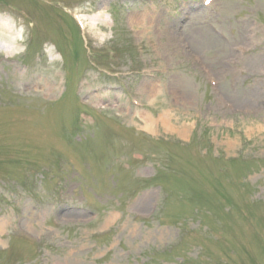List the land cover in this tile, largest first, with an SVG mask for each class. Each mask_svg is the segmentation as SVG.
Masks as SVG:
<instances>
[{"label":"rangeland","instance_id":"rangeland-1","mask_svg":"<svg viewBox=\"0 0 264 264\" xmlns=\"http://www.w3.org/2000/svg\"><path fill=\"white\" fill-rule=\"evenodd\" d=\"M14 1L40 21L35 41L43 32L62 63L54 49L32 62L41 52L26 45L27 29L0 11L11 25L0 38L17 49L8 55L0 43V155L50 165L59 149L74 152L77 167L50 175L38 197L14 193L17 212L2 207L0 264H264V0H227L182 26L184 0H57L100 37L98 65L124 74H87L81 94L107 117L93 125L79 122L92 114L72 97L88 67L78 28L58 8ZM153 67L164 73L154 97L142 75ZM10 88L31 98H9ZM138 93L136 110L129 96ZM143 213L154 220L141 224ZM17 232L41 240L38 257Z\"/></svg>","mask_w":264,"mask_h":264},{"label":"bare ground","instance_id":"bare-ground-1","mask_svg":"<svg viewBox=\"0 0 264 264\" xmlns=\"http://www.w3.org/2000/svg\"><path fill=\"white\" fill-rule=\"evenodd\" d=\"M0 30L3 31V32H8L9 31V33H11V25L8 24V22H6V21H0ZM200 36H201L200 33L195 32L192 35V39H194L196 41L198 38H200ZM2 41H5L7 43V45L4 47V49H5V51L7 52L8 55H11L12 51H16L17 50V49H13V45H11L12 41L10 39L5 38L4 36H1L0 43ZM158 88L159 87L156 84H153L151 86L149 85L148 87H146L147 91H149L150 96L152 95L153 97L156 94L160 93ZM146 118H147V122H148L147 126L150 125L149 127H151V125L153 124L154 120L149 115Z\"/></svg>","mask_w":264,"mask_h":264}]
</instances>
